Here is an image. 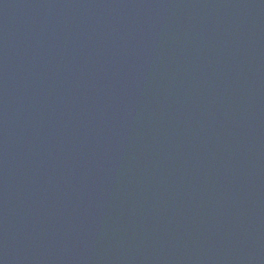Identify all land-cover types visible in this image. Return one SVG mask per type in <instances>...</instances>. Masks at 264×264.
Instances as JSON below:
<instances>
[{
    "label": "water",
    "instance_id": "1",
    "mask_svg": "<svg viewBox=\"0 0 264 264\" xmlns=\"http://www.w3.org/2000/svg\"><path fill=\"white\" fill-rule=\"evenodd\" d=\"M0 264H264V0H0Z\"/></svg>",
    "mask_w": 264,
    "mask_h": 264
}]
</instances>
